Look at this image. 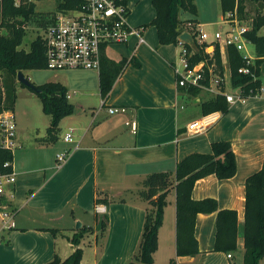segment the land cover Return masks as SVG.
Masks as SVG:
<instances>
[{
    "label": "crops",
    "instance_id": "0c3cea01",
    "mask_svg": "<svg viewBox=\"0 0 264 264\" xmlns=\"http://www.w3.org/2000/svg\"><path fill=\"white\" fill-rule=\"evenodd\" d=\"M195 2L199 30L224 24L220 0L217 11ZM129 5L128 20L132 26L145 27V41L132 35L125 43L107 46L104 57L125 63L106 96L101 93L97 69L22 70L35 84L61 82L75 110L61 120L59 138L53 143L45 140L47 125L16 122L13 169L17 183L10 199L16 210L15 226L3 228L0 219V264H43L56 254L66 258L77 247L71 237L83 226L90 230L79 245L83 249L81 264H128L139 251L150 207L141 196L143 180L158 171L170 172L175 180L179 161L194 152H212V143L219 140L232 142L237 172L225 179L216 174L198 179L192 196L212 197L219 209L237 210V250L232 257L215 250L217 212L199 213L196 236L200 251L177 255L176 189L172 188L153 264H171V260L175 264H243L246 180L264 163V63L261 94L237 100L214 126L190 134L188 123L203 115L202 103L215 95L177 84L174 66L180 62L182 45L162 44L157 27L146 26L157 14L153 0H129ZM182 15L184 20L195 17ZM251 55L253 61L258 57L255 46ZM222 59L227 77L231 70ZM21 84L17 79V95L24 87ZM229 86L232 90L227 85L228 92L238 91L232 83ZM110 106H125L126 111L110 113ZM132 120L136 130L127 123ZM68 133H72L70 141L65 139ZM63 151H68V157L59 167L57 154ZM98 205H104L105 212H98ZM102 214L109 216L103 234L97 220Z\"/></svg>",
    "mask_w": 264,
    "mask_h": 264
},
{
    "label": "trees",
    "instance_id": "16d2710c",
    "mask_svg": "<svg viewBox=\"0 0 264 264\" xmlns=\"http://www.w3.org/2000/svg\"><path fill=\"white\" fill-rule=\"evenodd\" d=\"M37 0H0V114L14 110L17 100L18 73L24 69H47L46 42L38 35L27 50L22 47L27 34V23L36 10ZM126 4L129 0H116ZM82 0H58L56 12L78 8ZM224 14L235 9L241 17L253 19V29L246 32V37L255 46L258 57L249 65L251 72L241 68L246 65L242 51L231 45L227 48L228 64L231 70L233 87H240L243 97L257 96L263 89L262 64L264 63V34L259 33L264 25V0H220ZM156 16L146 24L157 27L162 44H176L185 47L191 54L192 64L202 60L215 65L220 74L225 73L220 46L217 45L213 56L206 52V42L198 40L199 29L196 15L198 7L195 0H153ZM188 11L195 17L181 19V11ZM54 21V20H53ZM190 31L195 38L193 44L182 43L179 36L182 31ZM124 61L115 63L103 56L100 68V88L106 96L124 67ZM34 91L42 101L43 110L51 116L46 129L45 140L56 142L61 132V120L71 115L75 105L68 99L67 88L58 81L41 84L32 82ZM26 87L24 83L21 84ZM231 104L225 94H217L202 103L203 114L221 110L227 113ZM13 160L10 150L0 146V171L11 170L4 163ZM237 172V160L232 142L219 140L212 143V152H194L179 161L176 166L175 180L171 173L158 171L150 173L143 180L141 196L149 202L139 251L128 264H153V254L158 249L159 228L162 225L167 196L172 188L176 189L177 205V255H195L199 250L196 236V221L199 213L217 212V232L214 249L228 253L238 248V212L236 209H219L215 198L194 199L193 187L196 181L210 174L220 179L233 177ZM101 201V200H100ZM98 225L103 234L109 223L108 214L97 215ZM56 233V229H51ZM90 228L83 226L72 237L76 249L66 258L56 254L52 260L43 264H81L83 249L79 247L81 239ZM244 255L243 264H260L264 257V163L262 168L246 180V203L244 219ZM171 264H175L171 260Z\"/></svg>",
    "mask_w": 264,
    "mask_h": 264
},
{
    "label": "built area",
    "instance_id": "2783aa9c",
    "mask_svg": "<svg viewBox=\"0 0 264 264\" xmlns=\"http://www.w3.org/2000/svg\"><path fill=\"white\" fill-rule=\"evenodd\" d=\"M19 4L21 0H15ZM131 7L116 0H82L78 8L56 12L53 23L45 30L42 37L46 42V67L50 70L97 69L100 70L102 58L107 46L113 43H125L132 35L139 37V42L145 41L144 26H132L128 20ZM223 30H199L198 40L206 42V52L214 55L217 45L220 46L222 58L228 62L227 48L231 45L242 51L246 65L242 72L250 73L253 56L247 47L250 40L246 32L253 29V19L241 17L238 10L227 12L223 17ZM259 33L264 34V25ZM182 42V41H181ZM184 43V42H182ZM189 52L182 46L180 62L175 64L174 71L179 86L191 85L208 91L213 95L225 94L230 104L244 98L241 88L237 92L227 91L226 74L215 70V65L202 60L192 64ZM231 83V82H230ZM110 113L124 112L125 106H110ZM223 111L215 110L192 120L187 125L190 134L202 133L220 121ZM136 130L135 120L128 121ZM16 120L13 110L6 109L0 114V146L14 153L16 142ZM72 140V133L65 137ZM68 157V151L57 154L60 167ZM5 167H12L8 171H0V219L3 228L15 226L16 210L10 206V199L14 197L17 183V173L13 169V160L4 163ZM104 205H98V212H105ZM232 257V253L228 254Z\"/></svg>",
    "mask_w": 264,
    "mask_h": 264
},
{
    "label": "rangeland",
    "instance_id": "374dc122",
    "mask_svg": "<svg viewBox=\"0 0 264 264\" xmlns=\"http://www.w3.org/2000/svg\"><path fill=\"white\" fill-rule=\"evenodd\" d=\"M200 6L204 9L209 10H219L220 3L219 0H198ZM58 0H37L36 1V10L30 16L27 23V34L24 38L22 47L29 49L31 42L38 36L44 34L45 30L53 23L54 12L57 8ZM182 17L189 18L192 14L188 11H182ZM181 12V13H182ZM225 24H218L213 26H206L203 29L206 31L214 32L215 30H223ZM250 50V54H253V44L247 45ZM228 67V64H227ZM45 70V69H43ZM44 74L46 71L36 70ZM27 77V76H26ZM28 78V77H27ZM231 79L230 72L227 74V85L229 91L232 90V87L229 86ZM30 80V79H29ZM231 85V84H230ZM23 88V89H22ZM19 90L17 95V100L15 103L14 114L15 120L18 123H21L23 126L29 124H37L40 127L49 126L51 122V116L46 114L43 110L42 101L39 96L32 90L22 87ZM261 264H264V258L261 260Z\"/></svg>",
    "mask_w": 264,
    "mask_h": 264
},
{
    "label": "water",
    "instance_id": "95a60500",
    "mask_svg": "<svg viewBox=\"0 0 264 264\" xmlns=\"http://www.w3.org/2000/svg\"><path fill=\"white\" fill-rule=\"evenodd\" d=\"M180 40L184 43L193 44L195 41L194 35L190 31H182L179 36ZM18 79L21 83H24L28 87H33L32 82L27 78L22 71L18 73Z\"/></svg>",
    "mask_w": 264,
    "mask_h": 264
}]
</instances>
